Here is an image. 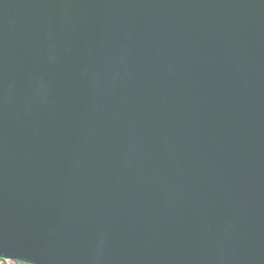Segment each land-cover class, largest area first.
I'll return each mask as SVG.
<instances>
[{"label": "water", "instance_id": "95a60500", "mask_svg": "<svg viewBox=\"0 0 264 264\" xmlns=\"http://www.w3.org/2000/svg\"><path fill=\"white\" fill-rule=\"evenodd\" d=\"M0 260L264 264V0H0Z\"/></svg>", "mask_w": 264, "mask_h": 264}, {"label": "built area", "instance_id": "2783aa9c", "mask_svg": "<svg viewBox=\"0 0 264 264\" xmlns=\"http://www.w3.org/2000/svg\"><path fill=\"white\" fill-rule=\"evenodd\" d=\"M1 262L3 264H19V263L15 262V261H11V260H2Z\"/></svg>", "mask_w": 264, "mask_h": 264}, {"label": "snow or ice", "instance_id": "6c2138e0", "mask_svg": "<svg viewBox=\"0 0 264 264\" xmlns=\"http://www.w3.org/2000/svg\"><path fill=\"white\" fill-rule=\"evenodd\" d=\"M20 259H25V260H27V258H20Z\"/></svg>", "mask_w": 264, "mask_h": 264}, {"label": "crops", "instance_id": "0c3cea01", "mask_svg": "<svg viewBox=\"0 0 264 264\" xmlns=\"http://www.w3.org/2000/svg\"><path fill=\"white\" fill-rule=\"evenodd\" d=\"M0 264H3V263L0 261Z\"/></svg>", "mask_w": 264, "mask_h": 264}, {"label": "trees", "instance_id": "16d2710c", "mask_svg": "<svg viewBox=\"0 0 264 264\" xmlns=\"http://www.w3.org/2000/svg\"><path fill=\"white\" fill-rule=\"evenodd\" d=\"M0 261H2V260H0Z\"/></svg>", "mask_w": 264, "mask_h": 264}]
</instances>
